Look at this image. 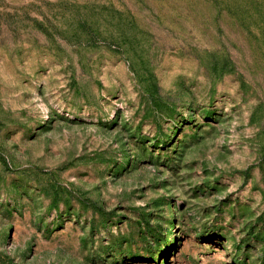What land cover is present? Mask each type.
I'll return each mask as SVG.
<instances>
[{
  "label": "rangeland",
  "instance_id": "1",
  "mask_svg": "<svg viewBox=\"0 0 264 264\" xmlns=\"http://www.w3.org/2000/svg\"><path fill=\"white\" fill-rule=\"evenodd\" d=\"M0 264H264V0H0Z\"/></svg>",
  "mask_w": 264,
  "mask_h": 264
}]
</instances>
